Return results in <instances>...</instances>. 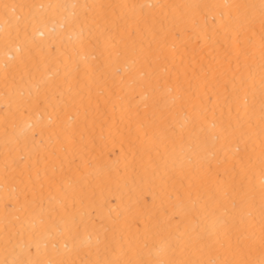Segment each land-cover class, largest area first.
I'll use <instances>...</instances> for the list:
<instances>
[{
	"label": "snow or ice",
	"instance_id": "6c2138e0",
	"mask_svg": "<svg viewBox=\"0 0 264 264\" xmlns=\"http://www.w3.org/2000/svg\"><path fill=\"white\" fill-rule=\"evenodd\" d=\"M0 264H264V0H0Z\"/></svg>",
	"mask_w": 264,
	"mask_h": 264
}]
</instances>
